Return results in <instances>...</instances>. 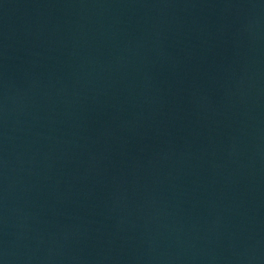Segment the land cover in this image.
I'll return each instance as SVG.
<instances>
[{"label":"water","instance_id":"95a60500","mask_svg":"<svg viewBox=\"0 0 264 264\" xmlns=\"http://www.w3.org/2000/svg\"><path fill=\"white\" fill-rule=\"evenodd\" d=\"M0 264H264V0H0Z\"/></svg>","mask_w":264,"mask_h":264}]
</instances>
